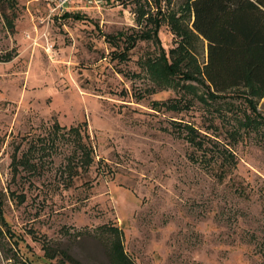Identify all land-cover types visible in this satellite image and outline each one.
<instances>
[{"label": "rangeland", "instance_id": "obj_1", "mask_svg": "<svg viewBox=\"0 0 264 264\" xmlns=\"http://www.w3.org/2000/svg\"><path fill=\"white\" fill-rule=\"evenodd\" d=\"M14 1L0 3V264H118L117 237L132 264H264V122L246 120L264 118V100L213 101L183 79L207 59L189 0L77 1L68 17ZM149 15L165 17L160 41L137 37ZM162 52L178 71L158 85L147 61Z\"/></svg>", "mask_w": 264, "mask_h": 264}, {"label": "trees", "instance_id": "obj_2", "mask_svg": "<svg viewBox=\"0 0 264 264\" xmlns=\"http://www.w3.org/2000/svg\"><path fill=\"white\" fill-rule=\"evenodd\" d=\"M1 5H7L14 9V0H0ZM191 13V33L198 38H202L207 46V59L199 66L195 64L192 70L182 73L184 80H195L205 87L206 93L213 101L219 99L222 94H226L233 89H250L251 93H256L264 100V0H189L186 6ZM161 10V2L157 6ZM162 14V13H161ZM5 16V15H4ZM64 17L70 16L65 13ZM145 17V12H143ZM7 23L12 28V19L5 16ZM165 20L163 15L153 18L150 15L146 19V25H152L153 28L143 31L137 37L146 40H159V30L161 22ZM168 23L171 25L173 32L182 36L185 34L186 26L180 23V17L174 13L171 14ZM135 42V40H133ZM134 43H132V46ZM171 58L178 54L176 48L169 51ZM122 58H127L126 53L119 54ZM148 72L153 74L156 84L169 82L173 79L178 71L173 65V61L169 64V59L165 52H162L157 60L147 61ZM196 75V76H194ZM194 90L192 86H184V88ZM205 97V96H204ZM203 96L200 99H205ZM249 106L253 108L256 116L257 107L251 100H248ZM255 116V117H256ZM246 119L247 124L254 127L260 126L264 122V118L258 117ZM79 127L71 129V132H80ZM187 140L193 146L203 149L204 139L198 137V133L191 125L186 126ZM81 144V145H80ZM88 156V165L94 161L92 155L93 146L91 144L79 143ZM214 145L209 147L214 149ZM222 155L223 165L233 166L235 164L234 153L224 150ZM212 155L210 158H212ZM0 191V222L7 225L5 216L3 215L4 202L2 201ZM118 232V228H115ZM0 234L2 230L0 229ZM113 250L116 256L122 260H114L120 264H132L130 259H124L121 240L115 239ZM51 248L47 254L50 253ZM52 253V252H51ZM60 254L68 259L70 255L66 252ZM57 255L55 252L51 256ZM56 257V256H55Z\"/></svg>", "mask_w": 264, "mask_h": 264}, {"label": "built area", "instance_id": "obj_3", "mask_svg": "<svg viewBox=\"0 0 264 264\" xmlns=\"http://www.w3.org/2000/svg\"><path fill=\"white\" fill-rule=\"evenodd\" d=\"M49 9V14L52 17L63 16L71 8L75 7L74 2L90 1V0H45Z\"/></svg>", "mask_w": 264, "mask_h": 264}]
</instances>
